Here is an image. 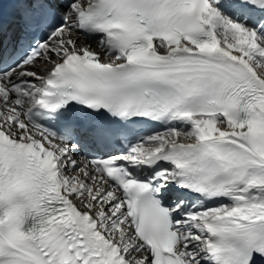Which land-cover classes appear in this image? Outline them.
Here are the masks:
<instances>
[{"label":"snow or ice","instance_id":"6c2138e0","mask_svg":"<svg viewBox=\"0 0 264 264\" xmlns=\"http://www.w3.org/2000/svg\"><path fill=\"white\" fill-rule=\"evenodd\" d=\"M15 2L0 264H264V35L215 0Z\"/></svg>","mask_w":264,"mask_h":264},{"label":"bare ground","instance_id":"6f19581e","mask_svg":"<svg viewBox=\"0 0 264 264\" xmlns=\"http://www.w3.org/2000/svg\"><path fill=\"white\" fill-rule=\"evenodd\" d=\"M215 6L220 10L221 15L228 19L241 23L250 29H256L264 35V11L258 13L244 14L234 0H215Z\"/></svg>","mask_w":264,"mask_h":264}]
</instances>
